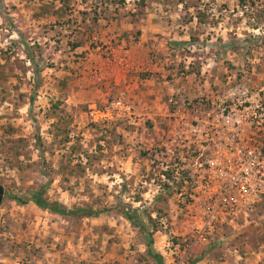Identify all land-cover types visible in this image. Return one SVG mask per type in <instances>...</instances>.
<instances>
[{"label":"rangeland","instance_id":"1","mask_svg":"<svg viewBox=\"0 0 264 264\" xmlns=\"http://www.w3.org/2000/svg\"><path fill=\"white\" fill-rule=\"evenodd\" d=\"M247 1L242 9L240 0H0V264H157L127 208L164 264H264V196L196 241L200 220L188 215L176 175L190 161L191 124L180 118L192 119L197 103L251 106L264 143V0ZM236 38L243 57L229 48ZM151 61L167 71V89L181 78L201 90L174 94L162 124L127 98L132 116L92 124L91 109L120 96L101 99L103 73L132 75ZM130 127L147 128L153 141ZM41 187L70 210L104 213L64 217L9 197Z\"/></svg>","mask_w":264,"mask_h":264},{"label":"built area","instance_id":"2","mask_svg":"<svg viewBox=\"0 0 264 264\" xmlns=\"http://www.w3.org/2000/svg\"><path fill=\"white\" fill-rule=\"evenodd\" d=\"M240 108L228 107L224 101L192 105L190 136L183 146L190 161L176 175L183 179L190 199L188 215L200 220L194 233L196 241L206 242L219 225L247 216L264 196L263 129L253 130V125H262L255 122L258 117L251 106ZM132 113L126 97L121 95L104 109L94 106L90 122L103 125L115 115L130 117Z\"/></svg>","mask_w":264,"mask_h":264},{"label":"crops","instance_id":"3","mask_svg":"<svg viewBox=\"0 0 264 264\" xmlns=\"http://www.w3.org/2000/svg\"><path fill=\"white\" fill-rule=\"evenodd\" d=\"M104 62L106 65H110L109 58L105 59ZM126 64L127 59H123V61L120 62L121 68H124ZM159 64L160 63L157 61L155 64L151 61V63L146 64L144 70L138 69L135 71L136 73L132 75H130L129 72L122 74L124 71L121 70L120 72L117 70L113 72L112 69L109 68L112 72L106 70L101 79H99L101 83L97 91L101 94V99L104 101L112 93L118 92L120 96H125L128 100L131 99V103L136 106V109L139 112H144L142 115H146L150 118L153 124H162L163 119L169 116L174 94L186 93L187 96L192 95L195 97L200 88L199 85H189L185 83L183 79L179 78V85L176 89H167V82L164 80V78H167V71L159 69ZM190 118L191 115H186L184 112L180 120L183 124L189 122L191 124L193 118ZM190 124L187 125L190 126ZM152 127L153 125H149L150 129H152ZM129 131V134L133 133V138H137L138 135L136 133L141 131L143 136L147 138L146 141L149 142V144L153 141L148 139L152 133L148 131L147 128L142 127L140 129L138 127H130Z\"/></svg>","mask_w":264,"mask_h":264},{"label":"trees","instance_id":"4","mask_svg":"<svg viewBox=\"0 0 264 264\" xmlns=\"http://www.w3.org/2000/svg\"><path fill=\"white\" fill-rule=\"evenodd\" d=\"M240 5L242 9H246L249 5V2L247 0H240ZM144 7V5H142ZM96 22V20H94ZM245 41L239 38H236L233 42L229 44V48L232 52L235 54L242 56L245 54V49H247V45L245 46L243 43ZM80 45L77 46V48ZM40 142V139H39ZM178 170V169H177ZM169 178L170 175L168 174ZM183 177H186V173L183 172ZM181 187H183V179L179 180L178 183ZM9 197L18 203L21 206H26L30 203H33L35 206H37L39 209L43 211H48L55 215H60L64 217H77L79 215H82L83 217L88 218H96L99 217L101 214L104 213V211H92L82 208H77L70 210L66 206L57 203V202H51L47 198V189L46 187H41L40 189L36 191H30L22 196H12L9 195ZM123 217L131 223L134 227L138 228L143 232L144 235L148 237V241L146 242L145 246L147 248V254L149 257H151L157 264H164L163 258L161 255L157 254L154 251V239L153 233L149 231V228L147 227L145 221L142 219V217L139 215V213L136 210H133L132 208H127L122 212Z\"/></svg>","mask_w":264,"mask_h":264},{"label":"water","instance_id":"5","mask_svg":"<svg viewBox=\"0 0 264 264\" xmlns=\"http://www.w3.org/2000/svg\"><path fill=\"white\" fill-rule=\"evenodd\" d=\"M6 189L3 185L0 184V206L3 203V200L5 198Z\"/></svg>","mask_w":264,"mask_h":264}]
</instances>
